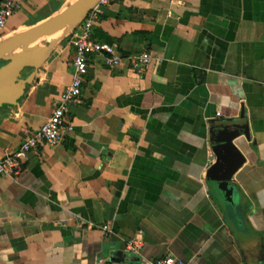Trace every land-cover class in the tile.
I'll return each mask as SVG.
<instances>
[{
	"label": "crops",
	"instance_id": "0c3cea01",
	"mask_svg": "<svg viewBox=\"0 0 264 264\" xmlns=\"http://www.w3.org/2000/svg\"><path fill=\"white\" fill-rule=\"evenodd\" d=\"M72 1L23 0L0 40ZM93 27V39L121 56L152 61L138 72L89 57L63 142L0 176V264L166 255L264 264V0H117ZM70 41L57 44L17 106L0 109V158L42 126L72 81ZM223 121L243 133L216 150L211 133ZM223 176L236 184L238 215L213 187Z\"/></svg>",
	"mask_w": 264,
	"mask_h": 264
},
{
	"label": "water",
	"instance_id": "95a60500",
	"mask_svg": "<svg viewBox=\"0 0 264 264\" xmlns=\"http://www.w3.org/2000/svg\"><path fill=\"white\" fill-rule=\"evenodd\" d=\"M98 1L73 0L44 21L0 40V62H4L0 65V109L18 105L57 44L83 24ZM222 123L213 126L211 133L216 150L222 146L230 149L233 139L243 133L235 123ZM213 187L238 215L237 187L230 177L214 178Z\"/></svg>",
	"mask_w": 264,
	"mask_h": 264
},
{
	"label": "built area",
	"instance_id": "2783aa9c",
	"mask_svg": "<svg viewBox=\"0 0 264 264\" xmlns=\"http://www.w3.org/2000/svg\"><path fill=\"white\" fill-rule=\"evenodd\" d=\"M117 0H99L93 7L83 24L71 33V44L75 48L73 58V78L63 91L61 98L52 114L42 126L21 144L20 148L0 158V176L13 177L22 171L24 160L28 154L41 145L57 146L64 140L65 133L72 129L68 115L71 107L82 103V87L86 80L89 67V57L92 54L106 55L110 67L122 64L130 65L138 72L149 65L152 57L148 53L121 56L115 47L107 42L93 39L92 28L100 22L106 6ZM23 8V0H2L0 6V32L6 27L9 20ZM212 161L214 156L212 155ZM107 230V227H104ZM134 244V243H133ZM136 245V244H135ZM145 264H185L172 255H166Z\"/></svg>",
	"mask_w": 264,
	"mask_h": 264
},
{
	"label": "trees",
	"instance_id": "16d2710c",
	"mask_svg": "<svg viewBox=\"0 0 264 264\" xmlns=\"http://www.w3.org/2000/svg\"><path fill=\"white\" fill-rule=\"evenodd\" d=\"M91 31H92V34H94V33H93V31H94V27L92 28V30H91ZM3 63H4V62H1V64H3ZM1 64H0V65H1Z\"/></svg>",
	"mask_w": 264,
	"mask_h": 264
},
{
	"label": "bare ground",
	"instance_id": "6f19581e",
	"mask_svg": "<svg viewBox=\"0 0 264 264\" xmlns=\"http://www.w3.org/2000/svg\"><path fill=\"white\" fill-rule=\"evenodd\" d=\"M64 9V8H63Z\"/></svg>",
	"mask_w": 264,
	"mask_h": 264
},
{
	"label": "rangeland",
	"instance_id": "374dc122",
	"mask_svg": "<svg viewBox=\"0 0 264 264\" xmlns=\"http://www.w3.org/2000/svg\"><path fill=\"white\" fill-rule=\"evenodd\" d=\"M1 64V63H0Z\"/></svg>",
	"mask_w": 264,
	"mask_h": 264
}]
</instances>
